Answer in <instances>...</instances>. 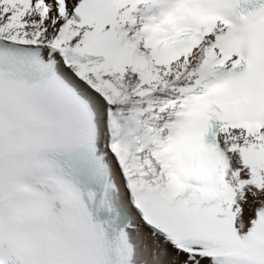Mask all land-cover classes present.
<instances>
[{"label": "snow or ice", "instance_id": "obj_1", "mask_svg": "<svg viewBox=\"0 0 264 264\" xmlns=\"http://www.w3.org/2000/svg\"><path fill=\"white\" fill-rule=\"evenodd\" d=\"M104 191L105 264H264V0H0V137Z\"/></svg>", "mask_w": 264, "mask_h": 264}]
</instances>
